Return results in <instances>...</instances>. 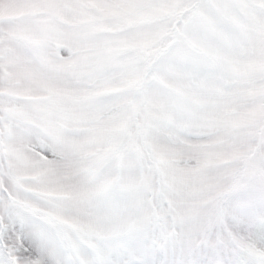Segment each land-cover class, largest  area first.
Wrapping results in <instances>:
<instances>
[{
	"label": "snow or ice",
	"instance_id": "snow-or-ice-1",
	"mask_svg": "<svg viewBox=\"0 0 264 264\" xmlns=\"http://www.w3.org/2000/svg\"><path fill=\"white\" fill-rule=\"evenodd\" d=\"M0 264H264V0H0Z\"/></svg>",
	"mask_w": 264,
	"mask_h": 264
}]
</instances>
